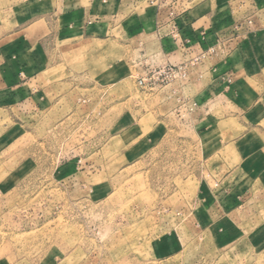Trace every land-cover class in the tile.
Segmentation results:
<instances>
[{"label": "rangeland", "instance_id": "obj_1", "mask_svg": "<svg viewBox=\"0 0 264 264\" xmlns=\"http://www.w3.org/2000/svg\"><path fill=\"white\" fill-rule=\"evenodd\" d=\"M210 56L172 65L136 38L28 46L18 81L0 76V264H264V114L229 106L218 128L237 145L205 161L191 124ZM165 66L181 69L147 80Z\"/></svg>", "mask_w": 264, "mask_h": 264}, {"label": "crops", "instance_id": "obj_2", "mask_svg": "<svg viewBox=\"0 0 264 264\" xmlns=\"http://www.w3.org/2000/svg\"><path fill=\"white\" fill-rule=\"evenodd\" d=\"M1 1L3 85L18 81L6 73L11 67L18 72L20 56L27 47L40 46L47 39L56 42L82 37L122 43L151 39L163 60L172 65L196 60L207 51L212 54L202 63L208 76L193 99L203 100V106L192 114L191 124L201 137L206 162L208 147L221 153L237 145V141L227 144L218 128L222 118L228 119L229 106L246 117L264 114V0H236L230 6L227 0H205L186 8L179 5L182 0ZM211 4L215 8L208 6ZM193 82L189 80L187 92L193 89ZM231 115L237 120L235 112ZM221 157L217 155L215 161L223 166L227 159Z\"/></svg>", "mask_w": 264, "mask_h": 264}, {"label": "built area", "instance_id": "obj_3", "mask_svg": "<svg viewBox=\"0 0 264 264\" xmlns=\"http://www.w3.org/2000/svg\"><path fill=\"white\" fill-rule=\"evenodd\" d=\"M174 69H172V67L170 66H165L163 67L161 70H159L158 72H156V74H151L148 76L147 80H149V82H163L165 81L167 78H169L171 75L176 74L177 71H180L181 66L173 67ZM143 81L139 80V83L141 84Z\"/></svg>", "mask_w": 264, "mask_h": 264}]
</instances>
